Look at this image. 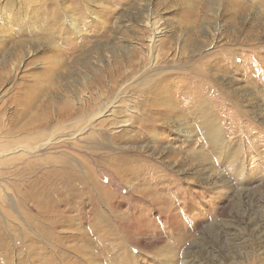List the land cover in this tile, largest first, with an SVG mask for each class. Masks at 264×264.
Returning a JSON list of instances; mask_svg holds the SVG:
<instances>
[{"label":"rangeland","instance_id":"rangeland-1","mask_svg":"<svg viewBox=\"0 0 264 264\" xmlns=\"http://www.w3.org/2000/svg\"><path fill=\"white\" fill-rule=\"evenodd\" d=\"M44 132L0 150V264H264V0H0V148Z\"/></svg>","mask_w":264,"mask_h":264},{"label":"bare ground","instance_id":"bare-ground-1","mask_svg":"<svg viewBox=\"0 0 264 264\" xmlns=\"http://www.w3.org/2000/svg\"><path fill=\"white\" fill-rule=\"evenodd\" d=\"M27 91V90H26ZM28 92V91H27ZM50 95H52V94H50ZM30 96V95H29ZM35 96H33V97H28V100H25V99H21V102H31V104H33L34 105V100H35V98H34ZM65 104V105H64ZM170 105V104H169ZM35 111H36V117L35 118H37L35 121H36V123H40V124H33V123H31V124H28V125H26L25 127H23L22 128V130H27L28 128H33V129H37V128H34V126H38V127H41L42 125H44L43 123H46L47 121H44L43 123H42V118H41V114L42 115H44V112H43V110L45 109V103L44 102H42L41 101V103H36L33 107H32ZM161 109V108H160ZM165 109H167V108H165ZM172 109V108H171ZM170 109V110H171ZM157 110H159V108L157 109ZM42 111V112H41ZM163 111V110H162ZM161 111V112H162ZM57 117H58V120L60 121V122H64V121H66V120H69V119H71V118H73L74 116H79V114L80 113H86L85 112V108H81V109H79V108H74L73 107V105L72 104H70V102H66V101H63V105L61 106V107H59V109L57 110ZM160 112V113H161ZM26 113V112H25ZM163 113V112H162ZM171 113V111H169V114H168V116H167V118L168 119H171V115L172 114H170ZM164 114V113H163ZM109 115H110V112H109ZM167 115V114H166ZM46 116V115H45ZM87 115H85V117H86ZM76 117V118H77ZM170 117V118H169ZM82 119L84 118V116H82L81 117ZM153 118H156V117H153ZM46 120H48V119H46ZM84 120H86V119H84ZM77 121V120H76ZM78 122V121H77ZM64 124V123H63ZM31 127H30V126ZM29 126V127H28ZM91 126V125H90ZM60 128H59V130L61 131V133H62V131H65L64 130V125H61V126H59ZM64 127V128H63ZM58 128V127H57ZM21 129V128H20ZM85 129V128H84ZM88 130H89V127H88ZM189 130H190V128H189ZM83 131V130H82ZM85 131V130H84ZM67 132V131H66ZM63 133V134H61L60 133V135L58 136V137H60V136H62L63 138L64 137H68V138H70V137H72V136H74L75 137V135L77 134H72V133ZM210 130L209 131H207V137H209V138H211L212 139V137L211 136H213V135H210ZM213 132V131H212ZM27 133V132H26ZM81 133H83V132H81ZM214 133H216L215 135H217V137H219V136H221L222 135V131L219 129V128H216V130L214 131ZM51 134H53V133H51ZM59 134V133H58ZM80 134V133H79ZM30 136V135H29ZM82 136V135H81ZM190 136H193V135H190ZM25 137V136H24ZM50 137H51V135H50ZM49 137V135H48V132H44V133H31V137H27L24 141L25 142H28V143H30V145L28 146L29 148H25V146H23V145H25L24 143L25 142H23V141H17V140H15V142H10V143H8V145H6V147H3V148H0V150H3V152H9L13 147H18V148H21L22 150H24V149H26L27 150V152L30 154V155H32V154H34V153H39V152H41L42 154L41 155H44L45 153H47L50 149H49V147L52 145H56L57 143L55 142L56 140H55V138L57 137V136H52L51 138ZM222 137V136H221ZM220 137V138H221ZM79 138V137H78ZM77 138V139H78ZM89 138V137H88ZM98 138V137H97ZM50 139V140H49ZM65 139V138H64ZM55 140V141H54ZM216 142H218L217 141V139L215 140ZM67 143V142H66ZM219 143V142H218ZM34 144H37V146L36 147H33V145ZM24 147V148H23ZM31 147H33V148H31ZM62 147H65L66 148V150L67 151H69V152H67L66 154H64L65 156H66V159H59L58 157H55V156H52V157H46V158H44V159H42V158H39V159H37V162L36 161H34L33 163L32 162H29L28 164H27V167H31V166H36V165H38V166H40V167H42V169H48V168H52V170L51 171H49V172H47V173H45L46 175L45 176H49L50 175V177L51 176H57L58 177V180H60V178H62V177H64V176H67V175H71V174H68V173H66V171H65V169H74L75 167H74V165L72 164V163H69L68 162V160H67V158L69 159L70 157H71V146L70 145H68V143L67 144H64ZM73 147V146H72ZM20 149V150H21ZM29 149V150H28ZM49 149V150H48ZM48 150V151H47ZM19 151V150H18ZM25 151V150H24ZM2 154H4V153H2ZM40 155V156H41ZM83 161V160H82ZM101 161V160H100ZM81 165V164H80ZM84 167H82L83 168V170H85V169H87L89 166L87 165V164H82ZM108 170V169H107ZM71 171V170H70ZM87 171V170H86ZM90 171H91V169H90ZM110 171V170H109ZM113 170H111V172H112ZM84 173L86 174V176H87V172H85L84 171ZM83 179V178H82ZM73 180V179H72ZM152 195V194H151ZM142 199V198H141ZM161 207V206H160Z\"/></svg>","mask_w":264,"mask_h":264}]
</instances>
